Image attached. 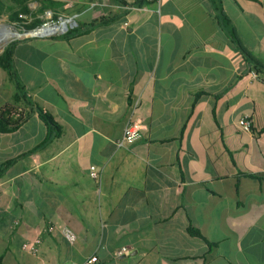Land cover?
Masks as SVG:
<instances>
[{
    "label": "crops",
    "instance_id": "obj_1",
    "mask_svg": "<svg viewBox=\"0 0 264 264\" xmlns=\"http://www.w3.org/2000/svg\"><path fill=\"white\" fill-rule=\"evenodd\" d=\"M45 1L80 33L8 43L32 108L0 93L26 112L0 132V264H264V0H0V25ZM37 108L61 134L33 150Z\"/></svg>",
    "mask_w": 264,
    "mask_h": 264
},
{
    "label": "trees",
    "instance_id": "obj_2",
    "mask_svg": "<svg viewBox=\"0 0 264 264\" xmlns=\"http://www.w3.org/2000/svg\"><path fill=\"white\" fill-rule=\"evenodd\" d=\"M251 1L256 2L257 0H251ZM54 5H56V3L51 2V1H45L44 3H41L38 9H36L35 12L32 14L28 10V8H25L24 6H20L19 12H12V14L10 15L11 17H9V21L13 22L14 24H17L18 26H21L25 31H30V30L39 28L42 24L41 20L31 19L29 23L22 25L21 23H19L22 21V19L19 18V15L35 16L36 13L41 14L45 10L53 11L52 8ZM3 7L4 5L0 2V16H1V11ZM219 16H220V21H221L223 28H228L227 32L229 36L231 37V39H234L235 41H237L232 25L229 23V20L225 17L222 11H219ZM78 33H80V30L74 27L73 29L69 30L66 33V36L76 35ZM13 44L14 43H10L7 46H5L3 51L0 53V69L3 70L7 74L8 80L11 83H14L17 100H20L23 103V105L29 108L30 110L32 106L30 102H28V100L22 94L21 86L17 82L15 73L13 71V66H12V45ZM36 111H37L39 119L45 125L46 134H45L43 141L33 150H38L44 147L51 139L57 138L61 134L60 127L52 120L49 114L44 113L39 108H37ZM25 113H26L25 111H17L16 109L8 105L0 107V132H7V131L17 128L18 125H20L24 121L26 117ZM8 164L9 162L0 167V174H2V172L4 171V169L6 168ZM188 234L192 237L200 239L201 241L206 243L209 248H215V245L209 243L197 229L190 227L188 229Z\"/></svg>",
    "mask_w": 264,
    "mask_h": 264
},
{
    "label": "built area",
    "instance_id": "obj_3",
    "mask_svg": "<svg viewBox=\"0 0 264 264\" xmlns=\"http://www.w3.org/2000/svg\"><path fill=\"white\" fill-rule=\"evenodd\" d=\"M158 1V0H151ZM19 18L26 21L28 16L19 15ZM42 24L39 28L25 31L23 30V35L30 38H43V37H56L65 35L69 30L73 29L76 24L74 17H67L63 15H57L51 10H45L40 17ZM13 26H18L17 24L12 23ZM25 25V24H22ZM251 76L253 79L264 78L262 74L257 71H253ZM237 127L241 132L251 133L252 121L249 116H243L238 119ZM145 131V126L140 119L133 118L129 119L125 124L122 132V136L115 142V146L118 149H127L136 142L140 141L143 138V132ZM90 177L99 182L100 174L98 169L95 166L89 167ZM69 239H72L68 235ZM40 240L34 239L24 246L25 249H28L30 252L35 251V247L39 244ZM98 260L96 256H91L82 263L79 264H97Z\"/></svg>",
    "mask_w": 264,
    "mask_h": 264
},
{
    "label": "rangeland",
    "instance_id": "obj_4",
    "mask_svg": "<svg viewBox=\"0 0 264 264\" xmlns=\"http://www.w3.org/2000/svg\"><path fill=\"white\" fill-rule=\"evenodd\" d=\"M247 4H248V2H247ZM252 4V6H253V8L256 10V12H257V10H259V8H258V6L256 5V4H254V3H251ZM0 24H1V22H0ZM14 27H16L17 28V26H14ZM18 29V31H19V33H23V31L22 30H20L21 28H17ZM11 89V91H15V87H14V83H11L9 80H8V78L6 79V83H3L2 85H0V93H2L3 95H5V94H7L8 92H9V90Z\"/></svg>",
    "mask_w": 264,
    "mask_h": 264
},
{
    "label": "bare ground",
    "instance_id": "obj_5",
    "mask_svg": "<svg viewBox=\"0 0 264 264\" xmlns=\"http://www.w3.org/2000/svg\"><path fill=\"white\" fill-rule=\"evenodd\" d=\"M2 34V35H1ZM0 35H1V38H3V44H5L6 43V40L7 39H12V38H17V37H19L18 35V33L17 32H13V31H11V30H5V29H0ZM1 46V45H0Z\"/></svg>",
    "mask_w": 264,
    "mask_h": 264
},
{
    "label": "water",
    "instance_id": "obj_6",
    "mask_svg": "<svg viewBox=\"0 0 264 264\" xmlns=\"http://www.w3.org/2000/svg\"><path fill=\"white\" fill-rule=\"evenodd\" d=\"M0 27L3 28V29H9V30H11L13 32H17L19 34L18 35L19 37H17V38H19V39L23 38V37L24 38L27 37V36L23 35L22 33H19L18 29L16 27H14L13 25L9 24V23L2 24V25H0ZM12 39H14V38H12ZM10 40L11 39H7L5 44H8ZM3 48H4V46L1 47V49H0L1 51L0 52L3 51Z\"/></svg>",
    "mask_w": 264,
    "mask_h": 264
}]
</instances>
